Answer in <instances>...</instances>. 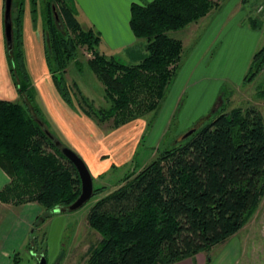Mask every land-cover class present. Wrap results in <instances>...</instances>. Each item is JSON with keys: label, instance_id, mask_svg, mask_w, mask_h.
<instances>
[{"label": "trees", "instance_id": "1", "mask_svg": "<svg viewBox=\"0 0 264 264\" xmlns=\"http://www.w3.org/2000/svg\"><path fill=\"white\" fill-rule=\"evenodd\" d=\"M223 1L133 4L130 27L137 39L145 41L147 55L139 64L126 65L99 52L100 35L81 26L71 0H47L42 11L44 53L61 99L98 126L110 123L113 131L144 119L159 109L182 61L183 42L169 33L198 24ZM26 2H19L14 14L13 0L11 51L6 44L21 100L0 101V167L11 179L0 192V208L38 203L45 213L36 220V231L55 210L75 203L82 188L76 168L55 142L71 147L48 129L51 122L34 105L38 91L23 42ZM29 3L36 26L39 3ZM250 26L261 27L257 19H251ZM83 48L93 56L86 64L104 86L107 108H96L76 83L70 86L67 81L71 63L83 70L78 59ZM263 73L264 47L254 53L243 83L251 84ZM258 98L264 100V88ZM216 115L195 125L196 130L180 137L172 148L158 152L116 190L107 194L106 187L94 188L93 197L101 198L87 219L101 239L82 264H177L200 253L210 264L211 250L250 222L264 198V116L255 107L228 106ZM44 238V233L35 234L29 246L45 254L40 247Z\"/></svg>", "mask_w": 264, "mask_h": 264}, {"label": "rangeland", "instance_id": "2", "mask_svg": "<svg viewBox=\"0 0 264 264\" xmlns=\"http://www.w3.org/2000/svg\"><path fill=\"white\" fill-rule=\"evenodd\" d=\"M21 1L14 0V14ZM46 1L38 0V25L40 22L43 25L42 11L45 9ZM247 1L248 14L243 21L244 27L236 28L234 32L231 31V26L238 24L244 14L239 13L240 11H237L230 26L227 29H220L218 33L215 19L194 24L188 30L185 28L169 33L172 38L180 39L184 46L177 74L168 87L159 109L144 118L146 127L143 132L140 134L129 132L124 137L122 132L120 134L122 140L113 138L107 142L110 161L100 163L99 170H102V173L92 175L95 189L106 187L108 189L106 193L112 192L124 178L150 164L158 152L172 148L178 139L195 125L200 122L206 123L210 118L214 119L217 112L224 107H255L264 116V100L258 98L259 91L264 88V73L251 84L243 83L252 60L251 56L256 52L254 50L264 47V15L258 13V9L264 7V0ZM236 2L237 0H233L232 7H235ZM24 7L23 29L25 13L31 14L33 22L29 0ZM219 19L226 20V15ZM251 19L260 22V29L250 26ZM79 20L83 22L81 15ZM5 50L7 52L6 40ZM124 54L126 53L116 52L114 56L123 58ZM92 58L91 53L83 48L78 58L83 70L79 71L73 62L67 69L66 78L70 86L76 83L96 108H107L104 86L86 64ZM28 71L32 80L38 76L30 71L29 67ZM35 73L37 74L36 71ZM20 77L22 78L21 72ZM34 105L41 108L51 122L48 129L56 137L62 138V134L42 108L39 99ZM205 118L207 120L204 121ZM100 127L108 133L113 131L110 123ZM137 135L139 138L135 140ZM63 142L69 144L64 139ZM96 199L97 197H92L83 207L73 211L74 218L70 220L65 230L56 229L57 226L43 230L45 241L40 247L44 246L46 250L47 264H82L90 247L98 244L101 236L95 230L93 234H87V229L83 228L81 234L77 235L76 229L77 224L80 226L84 223ZM210 255L212 258L210 264H264V198L250 222L238 234L213 248Z\"/></svg>", "mask_w": 264, "mask_h": 264}, {"label": "crops", "instance_id": "3", "mask_svg": "<svg viewBox=\"0 0 264 264\" xmlns=\"http://www.w3.org/2000/svg\"><path fill=\"white\" fill-rule=\"evenodd\" d=\"M71 1L76 9L77 19L81 26L83 27L84 25L83 28L85 29H93L100 35L101 44L99 50L101 53L107 56H114L116 52L126 53L123 55V58L114 56L126 65L139 64L145 58L147 55L146 43L144 40L137 39L130 27L131 6L133 4L147 5L154 0ZM232 3L233 0L223 1L200 22H206L208 19L217 20L215 28L218 33L220 29H227L232 23L231 21L236 17L237 11H240L239 13L242 12L244 14L240 18L238 24L236 23L231 26V31L234 32L236 28L244 27L243 21L248 14L246 10L248 1L237 0L235 7H232ZM4 8L5 0H0V101L20 102L21 96L13 80L11 65L5 50ZM226 10L228 11L226 12ZM80 15L83 17V22L79 20ZM224 15H226V20L220 21L219 18ZM192 26L193 25L187 27V30ZM249 31H252L250 27ZM23 42L27 65L30 71L38 75L35 78L33 76V82L38 91L37 97L42 108L62 134L64 141H67L69 143L68 145L77 151L86 161L85 163H87L91 174L99 175L102 173V170H99V164H102L103 161V163L110 161L111 157L108 152L107 142L113 138H119L118 140L120 141V139L122 140L129 132L132 134L135 132L140 134L144 131L146 122L143 121L144 119H141L123 126L118 130L112 131L111 133L103 131L102 128L96 126L91 119L86 117L83 113L71 109L61 99L46 65L43 25L40 22V24H37L35 27L30 13H25ZM135 49L139 50L136 51ZM134 51L135 53H133ZM122 132L124 135L120 137ZM138 138L137 135L135 140ZM105 157L106 159L104 160ZM10 182V177L0 167V192ZM117 187L114 190H116ZM105 195L106 193L102 196ZM100 198L101 196L97 197L95 203ZM44 213L45 209L35 202L22 205H1L0 264H39L42 257L46 258V250L44 248L45 254H39L35 251L34 247L29 246L33 236L39 233L43 234L44 229H52L54 226H57L56 229L65 230L75 214L69 211L54 213L42 227L35 231L34 224ZM87 217L88 214L84 223H81L80 226L77 224V235L81 234L83 228L87 229V234H93V229L89 226ZM77 230L75 232H77ZM43 241H45V238ZM177 264H207V257L205 254L200 253L194 260L187 259Z\"/></svg>", "mask_w": 264, "mask_h": 264}, {"label": "water", "instance_id": "4", "mask_svg": "<svg viewBox=\"0 0 264 264\" xmlns=\"http://www.w3.org/2000/svg\"><path fill=\"white\" fill-rule=\"evenodd\" d=\"M12 5L13 0H5V8H4V33H5V40L9 51L13 48V36H12ZM55 11V8H54ZM57 20H59L58 13L55 12ZM196 128L191 129L185 135H183L182 139L187 138L190 136ZM51 139L54 140V137L46 131ZM56 146L61 149L64 156L74 165L76 168L80 180H81V195L77 199L75 203H73L68 209H57L54 213H62L65 211L73 212L81 207H83L94 195V185H93V178L92 174L86 165L85 161L82 157L73 149L64 147L60 141L55 142ZM39 264H47L46 258L42 257L39 261Z\"/></svg>", "mask_w": 264, "mask_h": 264}, {"label": "built area", "instance_id": "5", "mask_svg": "<svg viewBox=\"0 0 264 264\" xmlns=\"http://www.w3.org/2000/svg\"><path fill=\"white\" fill-rule=\"evenodd\" d=\"M258 13L264 15V7L261 6V7L258 9Z\"/></svg>", "mask_w": 264, "mask_h": 264}]
</instances>
